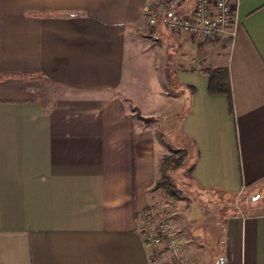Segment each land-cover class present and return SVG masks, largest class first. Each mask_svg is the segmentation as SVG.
I'll use <instances>...</instances> for the list:
<instances>
[{"label":"crops","instance_id":"1","mask_svg":"<svg viewBox=\"0 0 264 264\" xmlns=\"http://www.w3.org/2000/svg\"><path fill=\"white\" fill-rule=\"evenodd\" d=\"M161 1L0 0V264H264L258 197L225 211L213 240L186 219L177 261L145 244L167 106L182 110L170 148L185 151L193 188H264V0H230V43L149 25ZM206 68L227 70L232 114ZM169 78L180 92H165Z\"/></svg>","mask_w":264,"mask_h":264},{"label":"rangeland","instance_id":"2","mask_svg":"<svg viewBox=\"0 0 264 264\" xmlns=\"http://www.w3.org/2000/svg\"><path fill=\"white\" fill-rule=\"evenodd\" d=\"M183 42L188 44L190 43V40L185 39ZM191 42L195 43L193 40ZM171 55V52L165 54L166 61L164 68L166 69L167 73L170 72L174 66L170 57ZM141 66L143 67L142 64ZM135 70L136 69H133L132 71L134 72ZM169 74L170 73H168V75ZM134 75L135 73H133L132 79L136 77ZM145 76L146 80H150L151 76L148 75V72H146ZM141 81L142 78L140 79V83ZM167 81L168 86H163L166 89L165 92H169L170 89L178 90V92L182 90L181 87L175 84L172 78H169ZM136 84L132 88L136 89L135 92L138 90V96H151L152 99H156L155 95H152L148 90L149 86H147V89L144 91L141 89V84L139 85V88H137ZM162 102L164 101L162 100ZM165 109L166 110L164 111V114L157 118V128H155L156 136L161 138L163 148L162 158L168 155L166 147L167 145L169 147L178 148L177 145L180 143L178 122L182 114L181 107H179L177 110H174L173 106H167ZM188 159L189 158L186 157L183 165L178 170H176L174 174H172L175 186L179 191L177 193L178 199H173L164 191L157 189L154 206L152 207V213L150 212L147 214V216L152 219L153 222L161 220L169 221L178 232L179 238L181 229L185 227L186 219H191L193 220V227L191 226L190 232L194 229L198 233L208 236L209 239L213 240V238H217L220 234L222 215H224L225 211H236L237 207H242L246 200L251 202L252 199H256L257 197V201H260L259 204L264 202V188L262 191H258L255 194L250 195V193H245L240 197L237 196L235 199L228 195L219 194L217 192H201L196 190L186 178V171L189 168ZM187 201H190L192 204L190 207V213L187 210L189 208ZM260 208H264V205Z\"/></svg>","mask_w":264,"mask_h":264},{"label":"built area","instance_id":"3","mask_svg":"<svg viewBox=\"0 0 264 264\" xmlns=\"http://www.w3.org/2000/svg\"><path fill=\"white\" fill-rule=\"evenodd\" d=\"M186 0H162L148 13V24L157 20L167 30L178 31L191 38L224 41L230 43L235 35V10L230 0H194L189 14H177L176 10ZM150 222L146 221L144 231H149ZM150 233L145 237L147 247L161 246L177 261L182 251L175 227L166 220L157 221L150 227ZM154 264V261L151 262ZM229 257L221 258L220 264H228Z\"/></svg>","mask_w":264,"mask_h":264},{"label":"trees","instance_id":"4","mask_svg":"<svg viewBox=\"0 0 264 264\" xmlns=\"http://www.w3.org/2000/svg\"><path fill=\"white\" fill-rule=\"evenodd\" d=\"M155 23H161L157 20ZM154 25V24H153ZM207 76V92L211 95H223L227 101V110L232 114V102L227 70L224 68H206L202 71ZM135 117L145 124L154 121L152 118ZM168 155L164 156L158 167L159 178L155 181L153 189H160L173 199H178V189L175 186L172 174L176 172L184 163L186 153L181 149L167 147ZM187 180L189 169L186 171Z\"/></svg>","mask_w":264,"mask_h":264}]
</instances>
